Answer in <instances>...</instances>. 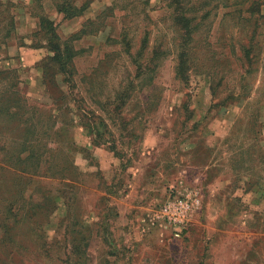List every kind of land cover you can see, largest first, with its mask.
Returning <instances> with one entry per match:
<instances>
[{"label": "rangeland", "instance_id": "obj_1", "mask_svg": "<svg viewBox=\"0 0 264 264\" xmlns=\"http://www.w3.org/2000/svg\"><path fill=\"white\" fill-rule=\"evenodd\" d=\"M56 1L0 0V264H264V0L182 3H208L182 78L170 0ZM43 16L76 34L69 85ZM189 189L179 237L142 233Z\"/></svg>", "mask_w": 264, "mask_h": 264}, {"label": "trees", "instance_id": "obj_2", "mask_svg": "<svg viewBox=\"0 0 264 264\" xmlns=\"http://www.w3.org/2000/svg\"><path fill=\"white\" fill-rule=\"evenodd\" d=\"M188 0H170L169 7L173 8L172 12V18L173 23L175 24L176 28H180L179 31L181 33V42L179 45V49L177 51V65H176V75L181 77L184 73V68L186 64V59H184L187 55V52H192L193 50V41H194V34L198 30V24H196L197 19H205L208 17V4L203 3L198 7H188L186 10L182 8V3L186 2ZM225 4L226 1H225ZM254 5V4H252ZM89 4L87 2L82 3V5L77 6L75 3H71L66 0H57L55 3V8L58 14H61L63 16L64 20H72L75 18L80 17L83 12L88 8ZM184 6V5H183ZM226 5H223L225 7ZM201 13V16L198 14ZM91 22V21H89ZM84 26V25H83ZM38 28L39 32L43 35V40L46 42V45H44L51 54V61L58 66L59 73L63 76V82L67 85L70 84V81L68 79V64L73 60L75 54L73 47L71 45V41L74 40L76 37V34L69 37L66 40H60L56 33V26L54 25L53 21L48 19L47 17H39L38 19ZM82 33V30L79 31V34ZM40 34V35H41ZM254 40V37H252V42ZM40 48V47H37ZM36 48V49H37ZM240 52L244 60L247 61V65H249V62H251L250 54L252 52V49L254 48V45L249 44L247 45H239ZM132 62H134L133 57H131ZM136 66V62H134ZM140 69V67H138ZM137 69V70H138ZM141 72V71H140ZM182 73V74H181ZM45 76V72H43ZM139 76V73H136L133 75L132 79ZM187 76V75H186ZM43 78V77H42ZM182 78V77H181ZM186 81V78L183 77ZM43 79V84H44ZM31 109V108H30ZM33 111L37 112V119L41 118V113L38 111V107L32 108ZM36 117V114H34ZM14 119L12 116H8L7 119ZM257 119V118H255ZM24 143H26V140H23ZM97 147V146H96ZM81 152L87 151L80 149ZM30 154V151H29ZM29 156L26 157L25 160H28ZM24 161V160H23ZM73 167V166H72Z\"/></svg>", "mask_w": 264, "mask_h": 264}, {"label": "built area", "instance_id": "obj_3", "mask_svg": "<svg viewBox=\"0 0 264 264\" xmlns=\"http://www.w3.org/2000/svg\"><path fill=\"white\" fill-rule=\"evenodd\" d=\"M201 197L197 190H183L169 196L160 206L157 217L165 229L174 237H179L182 230L199 210Z\"/></svg>", "mask_w": 264, "mask_h": 264}, {"label": "crops", "instance_id": "obj_4", "mask_svg": "<svg viewBox=\"0 0 264 264\" xmlns=\"http://www.w3.org/2000/svg\"><path fill=\"white\" fill-rule=\"evenodd\" d=\"M96 2V1H95ZM95 2H94V0L90 3V5H91V10H92V6H94V4H95ZM90 5L88 6V8L83 12V14L80 16V17H78L79 19H81V20H84V19H82V18H85V19H89V16H90ZM75 19H77V18H75ZM73 20V19H72ZM91 20V19H90ZM37 50V49H36ZM95 152H99L98 151V149H96V151ZM122 200V204H124V202H125V200H126V196H125V199L123 198V199H121ZM121 203V202H120ZM134 206V205H133ZM132 210H130V209H126V211H122V210H120V212H119V214H120V217L121 218H125V219H127V220H130V219H133L134 218V215H132V212H131ZM143 223V222H142ZM146 227L144 228L143 227V225H142V227H141V230H142V233H150V232H155V231H160L162 228H164L163 227V225L161 224V222L159 221V219H158V217H157V214L154 216V217H152V218H150V219H147V221H146Z\"/></svg>", "mask_w": 264, "mask_h": 264}]
</instances>
